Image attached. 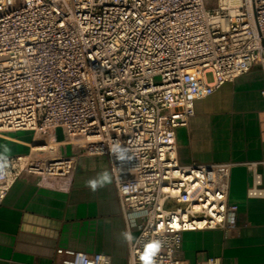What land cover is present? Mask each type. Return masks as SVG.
<instances>
[{
	"label": "built area",
	"instance_id": "built-area-1",
	"mask_svg": "<svg viewBox=\"0 0 264 264\" xmlns=\"http://www.w3.org/2000/svg\"><path fill=\"white\" fill-rule=\"evenodd\" d=\"M253 64L264 73V0H0V136L33 137L26 154H0V205L17 182L66 190L80 156H103L133 231L126 264H223L234 162L180 163L175 129ZM241 164L246 196H264V160Z\"/></svg>",
	"mask_w": 264,
	"mask_h": 264
},
{
	"label": "crops",
	"instance_id": "crops-1",
	"mask_svg": "<svg viewBox=\"0 0 264 264\" xmlns=\"http://www.w3.org/2000/svg\"><path fill=\"white\" fill-rule=\"evenodd\" d=\"M264 73L259 64L194 102L185 126L175 129L180 163L234 162L228 199L235 226L223 239V264H264V196L247 197L250 171L241 163L264 160ZM60 134H58V137ZM32 133L0 136V154H26ZM7 149V151H5ZM263 176L264 164L259 166ZM107 174L95 190L87 181ZM33 189L17 182L0 205V264H56L57 248L109 254L126 264L128 231L103 156H80L68 189Z\"/></svg>",
	"mask_w": 264,
	"mask_h": 264
},
{
	"label": "clouds",
	"instance_id": "clouds-1",
	"mask_svg": "<svg viewBox=\"0 0 264 264\" xmlns=\"http://www.w3.org/2000/svg\"><path fill=\"white\" fill-rule=\"evenodd\" d=\"M5 151H7V149H5ZM0 160L4 161L3 164H0V168L4 167L6 165V160L7 158L4 157V156H0ZM109 178L107 176V174L105 173L101 178H100V181H97L95 179H91V180H88L87 181V185L88 187H90L92 190H95L98 186V183H102V182H105L107 181ZM150 246H154V248L152 249V251L150 252L152 255L155 254V251H158L159 250V247H160V242L159 241H156V242H153L152 244H150L148 247L150 248ZM145 259V257H144ZM146 261L149 262L150 264V261H149V257L148 259H145Z\"/></svg>",
	"mask_w": 264,
	"mask_h": 264
},
{
	"label": "rangeland",
	"instance_id": "rangeland-1",
	"mask_svg": "<svg viewBox=\"0 0 264 264\" xmlns=\"http://www.w3.org/2000/svg\"><path fill=\"white\" fill-rule=\"evenodd\" d=\"M216 0H213V3L215 2ZM206 78L207 80H210L211 79V73L210 72H207L206 73Z\"/></svg>",
	"mask_w": 264,
	"mask_h": 264
},
{
	"label": "snow or ice",
	"instance_id": "snow-or-ice-1",
	"mask_svg": "<svg viewBox=\"0 0 264 264\" xmlns=\"http://www.w3.org/2000/svg\"><path fill=\"white\" fill-rule=\"evenodd\" d=\"M153 248H154V246H150L149 253L152 251ZM145 259H148V255L145 256Z\"/></svg>",
	"mask_w": 264,
	"mask_h": 264
},
{
	"label": "bare ground",
	"instance_id": "bare-ground-1",
	"mask_svg": "<svg viewBox=\"0 0 264 264\" xmlns=\"http://www.w3.org/2000/svg\"><path fill=\"white\" fill-rule=\"evenodd\" d=\"M236 3H239L240 0H234ZM230 11H234L233 7H230Z\"/></svg>",
	"mask_w": 264,
	"mask_h": 264
}]
</instances>
